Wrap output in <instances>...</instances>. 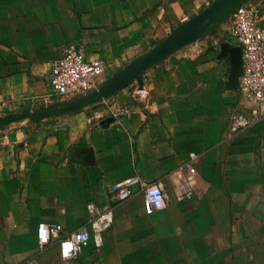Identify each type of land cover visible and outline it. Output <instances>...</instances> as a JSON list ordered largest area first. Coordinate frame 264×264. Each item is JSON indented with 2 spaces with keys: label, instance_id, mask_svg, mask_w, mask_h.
<instances>
[{
  "label": "crops",
  "instance_id": "1",
  "mask_svg": "<svg viewBox=\"0 0 264 264\" xmlns=\"http://www.w3.org/2000/svg\"><path fill=\"white\" fill-rule=\"evenodd\" d=\"M212 1L0 0V113L44 102L63 48L103 61L106 78ZM251 3L264 24V0ZM223 42L236 46L212 34L149 70L141 102L128 86L66 118L0 129V264H62L56 240L38 249L37 225L75 231L87 204L113 222L76 264H264V102L231 130L242 102ZM125 179L130 196L115 201ZM155 182L162 210L143 202Z\"/></svg>",
  "mask_w": 264,
  "mask_h": 264
},
{
  "label": "built area",
  "instance_id": "2",
  "mask_svg": "<svg viewBox=\"0 0 264 264\" xmlns=\"http://www.w3.org/2000/svg\"><path fill=\"white\" fill-rule=\"evenodd\" d=\"M224 30V36L238 46L241 52V74L236 91L242 106L231 115V130L238 132L258 119L256 106L264 102V24L261 23L257 8L250 3L234 12ZM107 67L101 60H86L80 47L71 45L63 48L52 62L50 91L44 102L60 100L93 88L104 79ZM131 95L133 99L141 102L146 98V90L143 86L132 85ZM114 111L128 113L129 108L120 107ZM134 182L132 179L117 182L113 186L112 198L115 201L127 199L131 193L130 186ZM142 196L144 204L156 210H162L168 204L162 182L144 184ZM86 210V224L66 234H61L59 224L40 222L36 229L38 249L43 250L52 240H56L62 264H76L81 248L89 241L99 250L103 244V234L113 222L112 210H100L93 204H87Z\"/></svg>",
  "mask_w": 264,
  "mask_h": 264
},
{
  "label": "water",
  "instance_id": "3",
  "mask_svg": "<svg viewBox=\"0 0 264 264\" xmlns=\"http://www.w3.org/2000/svg\"><path fill=\"white\" fill-rule=\"evenodd\" d=\"M251 1L213 0L198 13L175 26L149 49L102 79L93 88L60 100L40 102L20 111L0 113V129L34 127L50 123L106 103L128 86L142 87L143 76L149 70L162 64L180 50L212 34L223 39L224 28L234 12L239 7L250 4ZM220 49L224 56L229 57V85L231 88H236L242 65L240 48L223 42L220 44Z\"/></svg>",
  "mask_w": 264,
  "mask_h": 264
}]
</instances>
